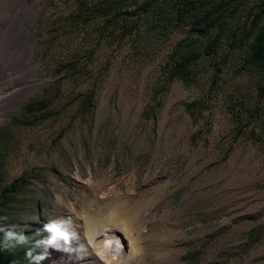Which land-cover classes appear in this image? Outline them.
Wrapping results in <instances>:
<instances>
[{"label":"rangeland","instance_id":"374dc122","mask_svg":"<svg viewBox=\"0 0 264 264\" xmlns=\"http://www.w3.org/2000/svg\"><path fill=\"white\" fill-rule=\"evenodd\" d=\"M80 1L0 0V35L21 14L41 82L0 103V197L29 180L0 199L3 232L27 237L33 264H86L72 231L108 191L148 228L142 264H264V63L253 55L264 0L131 1L146 7L125 40L122 23L108 36L100 13L77 17ZM192 53L191 81L169 84Z\"/></svg>","mask_w":264,"mask_h":264},{"label":"bare ground","instance_id":"6f19581e","mask_svg":"<svg viewBox=\"0 0 264 264\" xmlns=\"http://www.w3.org/2000/svg\"><path fill=\"white\" fill-rule=\"evenodd\" d=\"M2 27L5 30L0 35V89L2 90L0 103L7 101V93L12 94L11 98L20 99L23 97L22 93L27 94L41 85L38 78L39 65L32 57L35 42L28 28L23 24L21 14L16 12L13 19L5 21ZM26 79H32L28 82L29 85H25ZM100 193L101 191L91 195V200L87 202L83 225H77V229L72 231V233L76 232L73 236L77 235L70 243L74 250L73 255L78 258L76 261L80 263L86 261V264L145 263L146 247L143 243L146 240L144 241L143 238L151 236L145 232L148 229L146 226L138 228L139 219L142 221L143 219L135 213L136 208L126 206L120 198L108 197L110 193L108 191L102 193V198ZM130 193L132 194V188ZM151 206L145 218H149L150 213L156 209L155 203ZM81 229H83L82 233H80ZM145 245L147 246L146 243ZM173 245L171 240H167L163 258L174 253Z\"/></svg>","mask_w":264,"mask_h":264},{"label":"trees","instance_id":"16d2710c","mask_svg":"<svg viewBox=\"0 0 264 264\" xmlns=\"http://www.w3.org/2000/svg\"><path fill=\"white\" fill-rule=\"evenodd\" d=\"M135 2V0H104L103 3H100L95 6H87V2L80 1L78 11L76 12L77 17H82L83 21L86 22L88 17H92V13H100L104 19L103 31H107V35H110V30L112 27H116L119 23H122V30L118 36L121 40H125L128 37H131L133 31H135L139 24L138 16L141 15L142 10L146 7L145 4L139 5L135 4V8L130 10L129 6ZM136 17V18H135ZM201 24V20L198 22ZM199 33H203L198 29ZM254 57L264 63V30L259 33L255 38V46L253 50ZM201 58L200 54L192 53L190 55H185L178 59L175 62L174 68L170 71L169 84L172 82L181 79L184 82H190L192 73H191V64ZM72 69L78 67V63L71 65ZM94 107V97L90 95L85 98L81 104V114L86 116L89 114V111ZM197 102L193 103L190 108L191 116H196ZM29 185V180L26 177H20L15 180L1 195L0 199L3 204H6L10 201V197L15 195L25 189ZM9 200V201H8ZM2 209V208H1ZM1 214V213H0ZM256 237L253 240V244L258 243L262 238V235L259 232L255 233ZM25 236V235H24ZM18 235H8L3 232L0 225V264H33L34 260L30 257L29 248L26 245L27 237ZM23 238V239H21ZM193 252L190 253V256H193Z\"/></svg>","mask_w":264,"mask_h":264},{"label":"clouds","instance_id":"9594fccd","mask_svg":"<svg viewBox=\"0 0 264 264\" xmlns=\"http://www.w3.org/2000/svg\"><path fill=\"white\" fill-rule=\"evenodd\" d=\"M56 235L57 236H61V235H63L62 233H60L58 230L56 231ZM65 238H67L66 236H65ZM21 239H23V238H21Z\"/></svg>","mask_w":264,"mask_h":264}]
</instances>
